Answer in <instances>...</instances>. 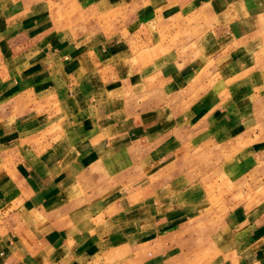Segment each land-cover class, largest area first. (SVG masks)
<instances>
[{"label":"crops","instance_id":"1","mask_svg":"<svg viewBox=\"0 0 264 264\" xmlns=\"http://www.w3.org/2000/svg\"><path fill=\"white\" fill-rule=\"evenodd\" d=\"M1 1L0 264H197L193 251L181 244L188 240L181 230L187 222L197 223L198 216H186L183 222L170 213L162 216L161 202L154 200L151 217H141L137 204V217L123 213L117 223H112V217L96 219L97 209L103 205L97 204L98 174L92 170L106 168L113 159L103 147L102 135L113 126L112 119L101 120L95 113L98 107L93 102L100 98L99 92L117 94L123 88L104 85L102 92L96 81L101 71L118 76L109 62L122 54L117 51L121 46L113 52L118 39L87 43L80 38L65 40L62 34L49 40L42 34L43 23L37 24L31 15ZM87 1L99 14L109 12L116 1H135L132 6L137 5L143 26L167 16H199L207 35L202 50L208 54L215 48L212 54L219 65L218 77L264 81V0H185L180 7L177 0ZM153 29L154 33L161 31L157 24ZM157 49L148 56L140 52L135 60L140 80L167 78L173 89L185 88L190 68L171 56L162 59ZM131 59L121 56V66ZM261 65L263 68L258 67ZM162 75L166 78H160ZM243 75L248 76L244 79ZM71 96L78 98L76 104ZM114 106H106L105 111L113 115ZM229 108L228 115H233L229 119L241 113L234 106ZM238 123L235 118L214 125L230 135ZM82 177L92 179L81 183ZM91 189L90 200H76L79 192L88 194ZM157 191L153 188L154 194ZM241 215L238 210L221 221L222 228H232V233L224 236L220 230L214 235L204 264H235L233 249L222 250L220 241L224 236L231 246L235 236L244 232L250 237L248 242H260L250 255L252 264H264V222L260 228L254 227L255 222L246 217L242 220ZM110 222L114 226L107 229ZM241 224L244 229L240 230ZM225 257L234 260L229 263Z\"/></svg>","mask_w":264,"mask_h":264},{"label":"rangeland","instance_id":"2","mask_svg":"<svg viewBox=\"0 0 264 264\" xmlns=\"http://www.w3.org/2000/svg\"><path fill=\"white\" fill-rule=\"evenodd\" d=\"M1 2L6 7L15 5L21 13L31 15L37 24L43 23L42 34L49 40L62 34L65 40L80 38L87 43L118 39L113 52L119 49L117 46L122 47L121 51L117 50L122 52L116 56L118 60L109 61L118 76L101 71L96 80L102 92L104 85L123 86L117 94L99 92L100 98L93 102L98 107L95 113L100 114L101 120L112 119L113 126L102 134L105 136L103 147L109 149L113 159L107 162L106 168L98 166L92 170L98 174L95 177L98 191L94 193L97 204L103 205L97 209L98 221L112 217V223H117L123 213L137 217V204L141 217H151L154 200L161 202L162 216L170 213L179 222L186 216H198L197 223L187 222L181 230L189 240L181 244L186 245L188 252L193 251L197 264L209 259L205 252L216 239V233L220 230L224 236L232 233V228L226 230L221 225L231 213L240 210L242 220L246 217V221L251 220L257 224L254 227L260 228L264 222V81L218 77L219 65L212 54L215 48L208 50L211 54L202 50V45L207 44V35L199 16H167L161 22L143 26L136 12L137 5L132 6L135 1H116L114 8L102 14L94 11L87 0ZM177 2L180 7L185 0ZM153 24L160 26V33L153 32ZM153 48H158L156 52L162 59L171 56L190 68L192 74L185 88L173 89L163 75L160 78L167 81L140 80L135 60L140 52L148 56ZM126 55L132 59L129 63L125 60L121 66L120 57ZM244 76L248 75H243L245 79ZM71 98L76 104L78 98ZM111 104H116L113 115L105 111ZM233 106L241 113L229 119L233 115L227 111ZM235 118L239 123L230 135L223 134L214 125L217 121L232 122ZM90 179L82 177L81 183ZM153 188H157V193L154 194ZM77 196L76 200L85 202L93 197V192H79ZM102 201L106 205L111 201V206ZM224 236L220 248L233 249L235 264L254 263L250 255L260 242L257 245L256 241L248 242L250 237L244 232L235 236L229 246L230 241ZM231 260L234 259H225L229 263Z\"/></svg>","mask_w":264,"mask_h":264}]
</instances>
